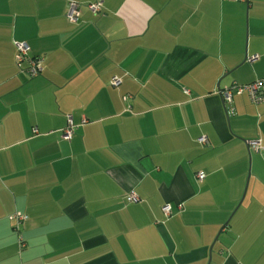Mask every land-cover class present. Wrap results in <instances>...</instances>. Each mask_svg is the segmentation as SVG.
Returning <instances> with one entry per match:
<instances>
[{
  "label": "crops",
  "instance_id": "1",
  "mask_svg": "<svg viewBox=\"0 0 264 264\" xmlns=\"http://www.w3.org/2000/svg\"><path fill=\"white\" fill-rule=\"evenodd\" d=\"M67 1L0 0V264H264V0Z\"/></svg>",
  "mask_w": 264,
  "mask_h": 264
},
{
  "label": "built area",
  "instance_id": "2",
  "mask_svg": "<svg viewBox=\"0 0 264 264\" xmlns=\"http://www.w3.org/2000/svg\"><path fill=\"white\" fill-rule=\"evenodd\" d=\"M86 6L88 10H90L93 13H99L102 10V3L100 1H93L89 2L87 4H82L77 1L69 0L66 3V9H65V16L67 19L71 22L76 21L79 16V10L81 6ZM16 52L14 55L15 63L19 67V69L23 70L25 74L30 77H36L40 75L42 70V56H31L29 54V46L25 42H16ZM256 58L255 55L248 58L249 61H253ZM22 63H26L25 67H22ZM121 82L120 78L117 76L112 77L110 83L113 86L118 85ZM242 92H247L249 94V97L252 102L258 104L264 102V78L255 79L252 82L239 84L236 82H233L229 86L218 89L217 93L221 96L223 101H231V98L233 94H239ZM127 99V97H125ZM75 124L73 123L70 116L67 118L66 126L62 129L61 132V138L64 140H68L71 138L73 134V130L75 128ZM198 141L202 144L206 143V138L204 136H201L198 138ZM247 144L250 149L254 150H261L264 148L262 145L261 139H251L247 141ZM196 177L198 180H202L204 178V173L198 172L196 174ZM126 200L129 202H138L140 199L139 197L133 193L130 192L126 195ZM179 209L182 208V204H178L177 206ZM161 211L165 216H169L172 213V207L170 204L166 203L162 205ZM9 218L12 219L15 222V229L18 230V224L23 221L26 216L20 212H14L11 215H9ZM19 243L22 247L24 245L21 236L19 235Z\"/></svg>",
  "mask_w": 264,
  "mask_h": 264
},
{
  "label": "water",
  "instance_id": "3",
  "mask_svg": "<svg viewBox=\"0 0 264 264\" xmlns=\"http://www.w3.org/2000/svg\"><path fill=\"white\" fill-rule=\"evenodd\" d=\"M243 196H244V193H243V195H242V197H241V200H242ZM241 200L239 201V203L241 202Z\"/></svg>",
  "mask_w": 264,
  "mask_h": 264
}]
</instances>
